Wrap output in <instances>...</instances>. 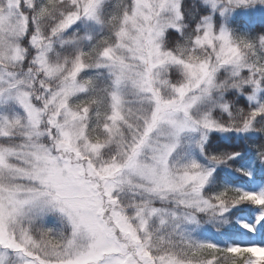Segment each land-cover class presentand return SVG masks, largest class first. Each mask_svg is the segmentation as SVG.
<instances>
[{
	"label": "snow or ice",
	"instance_id": "1",
	"mask_svg": "<svg viewBox=\"0 0 264 264\" xmlns=\"http://www.w3.org/2000/svg\"><path fill=\"white\" fill-rule=\"evenodd\" d=\"M0 264H264V0H0Z\"/></svg>",
	"mask_w": 264,
	"mask_h": 264
}]
</instances>
